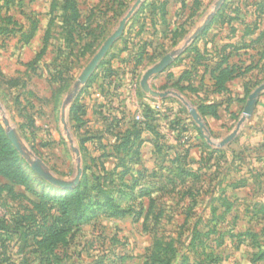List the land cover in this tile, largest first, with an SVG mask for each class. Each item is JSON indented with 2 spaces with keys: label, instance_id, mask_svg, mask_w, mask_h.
I'll return each instance as SVG.
<instances>
[{
  "label": "rangeland",
  "instance_id": "374dc122",
  "mask_svg": "<svg viewBox=\"0 0 264 264\" xmlns=\"http://www.w3.org/2000/svg\"><path fill=\"white\" fill-rule=\"evenodd\" d=\"M216 1L0 0V143L14 150L0 159V264H264V0H224L210 15ZM167 56L146 85L166 92L167 113L192 121L188 143L164 121L156 135H129L136 115L156 110L142 76ZM261 85L236 136L208 144ZM223 93L230 102L200 116V132L188 108ZM78 168L76 186L53 183ZM77 186L80 215L64 205ZM63 227L65 239L38 248Z\"/></svg>",
  "mask_w": 264,
  "mask_h": 264
},
{
  "label": "trees",
  "instance_id": "16d2710c",
  "mask_svg": "<svg viewBox=\"0 0 264 264\" xmlns=\"http://www.w3.org/2000/svg\"><path fill=\"white\" fill-rule=\"evenodd\" d=\"M223 61H225V59ZM217 67H221V63L217 64ZM225 67H227V65H225L224 68ZM222 69L223 68H221V69L219 68V70H218L219 72L217 75L220 74L221 76L224 77L225 75L230 73V71L227 68H225L224 70H222ZM212 73H215L214 70L210 71L211 76H212ZM229 102H230V100H228V102H226V100H225L226 106L228 105ZM167 108L168 107L162 108V109H164L163 112H165V113H162L161 117L158 116L159 114L156 110L146 109L145 114L143 115L144 120L138 121V122L134 121L132 124V131L129 132V135H131L132 137H138L139 133H141L142 130L148 131V132L156 135L158 133L157 121L161 120V121H164V123L166 124V126L168 127V129L170 131L175 133L176 141L182 142V138L186 137L184 142L188 143V140L192 137L191 134H193V131H195L197 128L193 125L192 121L190 122V124H187V122H183V120L181 118L175 116L176 114H170V112L167 113ZM197 110L203 116L209 115V114L216 115L217 114V105H215V104L202 105L201 104L197 107ZM189 125L191 126V128H189ZM188 130L190 131L189 136L184 135L183 133L188 132ZM125 137L128 138V136H126V135H125ZM127 138H126V140H127ZM122 146H124V144H122ZM4 157H6L7 160H9V161L11 160V162L13 161L12 157H14V150L11 148L10 144L5 140L0 143V159H2ZM0 173L3 175L9 176V174L7 172H3L1 169H0ZM10 173H12V172H10ZM79 187L77 186V188L75 189V191L72 194L64 197L65 207H67V206L71 207L72 206V208H73L72 210L75 211L76 215H80V213L84 209V207H83L84 203L82 202V194H84V193L82 192V189H80ZM68 213H69L68 211L64 210L63 215L66 217L68 215ZM77 219L80 220V217ZM69 231H70L69 228L67 230H65L64 227L58 228V230H53L52 232L50 230H48L49 233L47 234L46 232H44L41 235L40 239L36 242V244H37L38 248H40L41 250L47 251L49 247H51L53 244H55V241H58L60 239H65V237L67 236ZM21 250L22 249H18L17 252L22 253Z\"/></svg>",
  "mask_w": 264,
  "mask_h": 264
},
{
  "label": "water",
  "instance_id": "95a60500",
  "mask_svg": "<svg viewBox=\"0 0 264 264\" xmlns=\"http://www.w3.org/2000/svg\"><path fill=\"white\" fill-rule=\"evenodd\" d=\"M140 0H137L136 4L139 3ZM224 0H217L215 3V6L213 8V11L210 12V15H213L217 9L221 6L222 2ZM135 4V5H136ZM134 7L131 9L132 10L135 8ZM128 15H126L120 22L118 28L111 34V36H109L107 38V40L105 41V43L101 46L98 54L95 56V58L91 61V63L83 70L82 74L79 77V82L83 81L87 75L90 73V71L95 67L97 60L105 53V51L109 48V46L112 44V42L120 35L121 31H122V27L123 24L125 23L126 19H127ZM208 22V19H206L202 25H200L197 30L195 31L194 34H192V37H195L197 35L198 32H200L204 26L206 25V23ZM172 56H167L164 59H162L155 67L149 68L148 70L145 71V73L142 76V80H141V85L143 87H145V89L147 90V92H149V94L153 97H162L165 96L166 92H158V91H153L150 88H148L147 84V80L149 79V77L156 73L157 71H160L163 67H165L167 65V63H169V61L172 60ZM263 86H259L256 89H254L248 96L247 102H246V106L244 108V112L241 115V117L238 119V121L236 122L234 128L230 131V133L223 138L221 141H219L218 143H215L213 140H211V138L206 135L205 140L208 144H214V145H218V146H223L227 143H229L238 133L241 125L243 124V122L248 119L251 116V113L253 111V107L256 103V100L258 98V96L260 95V92L262 90ZM188 112L192 118V120L194 121V123L197 125L198 130L200 132H203L205 127L204 124L202 122V119L200 117V115L198 114V112L196 111L195 108H188ZM5 124H7V121H4ZM7 136L9 138V140L11 141L12 145L19 151L21 152V146L14 134V132L11 129L7 130ZM31 162V161H29ZM80 169H77L76 175L73 178V180L70 181H62V180H57V179H53V183L56 184L57 186L61 187V188H72L74 186H76L79 183V179H80Z\"/></svg>",
  "mask_w": 264,
  "mask_h": 264
},
{
  "label": "crops",
  "instance_id": "0c3cea01",
  "mask_svg": "<svg viewBox=\"0 0 264 264\" xmlns=\"http://www.w3.org/2000/svg\"><path fill=\"white\" fill-rule=\"evenodd\" d=\"M205 29H207V28H205ZM207 30H209V29H207ZM180 57H182V54L180 55ZM186 59V58H185ZM187 60V59H186ZM185 60V61H186ZM179 63V62H178ZM182 86H184V88H186V86L187 85H182ZM158 92H161V91H158ZM189 95V94H188ZM190 96V95H189ZM196 95H194V97H195ZM167 97V96H166ZM166 97H164V96H162V97H153V98H151L150 99V101L151 102H153V103H159V105H160V108H161V110L162 111H160V115H158V116H160L161 117V115H162V113H163V107H164V105H165V107H169L168 105H173V103L171 102H168L169 100H167V99H165ZM156 98V99H155ZM226 98H227V95L225 94V93H223V95L221 94V95H219V94H209V97L208 98H204L203 100H200V99H198V98H196L195 97V102H193V106L194 107H192V108H195L196 109V111L198 112V114L200 115V116H202L201 115V113H199V111L197 110V107L199 106V105H208V104H215V105H217V110L220 108V107H222L221 106V103H223L224 104V106H223V108H225V105H226V103H225V100H226ZM186 99V98H185ZM184 98L181 100V102H182V104L183 105H185V106H189L188 105V103H187V99L185 100ZM153 100V101H152ZM257 101V100H256ZM189 102V101H188ZM170 103V104H169ZM262 103V102H261ZM154 105V104H153ZM255 106V105H254ZM188 108V107H187ZM152 109V108H151ZM253 109L255 110L256 109V107L254 108L253 107ZM157 112H159V110H157ZM161 121V120H160ZM160 121H157V123H160ZM187 121H189L188 119H187ZM167 130L169 131V134L172 136V138L175 140V142H176V135H175V133L174 132H172V131H170L169 129H168V127H167ZM148 132V131H147ZM184 135H187V132H185V133H183ZM192 135V139H193V137H194V134H191ZM172 138H170V141H172Z\"/></svg>",
  "mask_w": 264,
  "mask_h": 264
},
{
  "label": "built area",
  "instance_id": "2783aa9c",
  "mask_svg": "<svg viewBox=\"0 0 264 264\" xmlns=\"http://www.w3.org/2000/svg\"><path fill=\"white\" fill-rule=\"evenodd\" d=\"M153 107H154V109H156V111L157 110H159V112L162 111L161 108H160V105H158V104H154ZM135 119H137L138 121H143L144 120V116L143 115H136Z\"/></svg>",
  "mask_w": 264,
  "mask_h": 264
}]
</instances>
